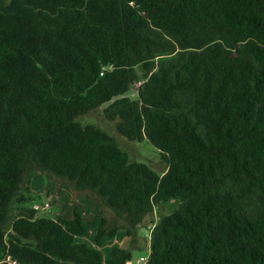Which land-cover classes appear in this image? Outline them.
Segmentation results:
<instances>
[{
    "label": "trees",
    "instance_id": "trees-1",
    "mask_svg": "<svg viewBox=\"0 0 264 264\" xmlns=\"http://www.w3.org/2000/svg\"><path fill=\"white\" fill-rule=\"evenodd\" d=\"M138 87V99L127 96ZM168 169L79 117L101 105ZM90 190L132 229L175 200L146 264H264V0H0V258L129 264L84 217L12 206L32 167ZM12 222V223H11ZM132 248V247H131Z\"/></svg>",
    "mask_w": 264,
    "mask_h": 264
},
{
    "label": "rangeland",
    "instance_id": "rangeland-1",
    "mask_svg": "<svg viewBox=\"0 0 264 264\" xmlns=\"http://www.w3.org/2000/svg\"><path fill=\"white\" fill-rule=\"evenodd\" d=\"M132 87L127 93L131 99H138V87ZM109 105L105 103L98 109L79 117L83 124H94L113 136L119 146L125 150L132 161L149 165L157 174L163 175L168 165L157 150L148 140L134 141L122 136L117 129V121H110L104 114V109ZM23 196L16 199L12 206V221L20 207L35 208L40 216L71 217L77 211L84 217L89 229V235L78 237L79 242H85L96 247L94 240L97 227L103 217L107 219L106 229L115 230L114 236H107L100 247L105 258L110 255L111 248L118 246L131 250L132 264H138L140 256L148 255L151 251V233L154 225L160 219L172 213L176 205L175 200L158 205L152 216L146 218L136 229H132L123 219L118 218L115 212L102 203L100 198L90 190L76 189L72 184L53 174L44 172L38 167H32L25 179ZM38 207V208H37ZM12 223V222H11ZM132 247V248H131ZM0 264H15L11 259L0 258Z\"/></svg>",
    "mask_w": 264,
    "mask_h": 264
},
{
    "label": "built area",
    "instance_id": "built-area-1",
    "mask_svg": "<svg viewBox=\"0 0 264 264\" xmlns=\"http://www.w3.org/2000/svg\"><path fill=\"white\" fill-rule=\"evenodd\" d=\"M38 208V207H37ZM149 259V254L148 255H143V256H140L138 259H137V263L138 264H146L147 261ZM129 264H132V261H129Z\"/></svg>",
    "mask_w": 264,
    "mask_h": 264
}]
</instances>
